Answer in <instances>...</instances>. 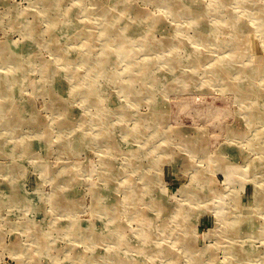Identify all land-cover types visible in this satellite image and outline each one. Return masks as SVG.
Listing matches in <instances>:
<instances>
[{
	"label": "rangeland",
	"instance_id": "1",
	"mask_svg": "<svg viewBox=\"0 0 264 264\" xmlns=\"http://www.w3.org/2000/svg\"><path fill=\"white\" fill-rule=\"evenodd\" d=\"M56 1V9H49L48 15L56 18L58 24L51 25L49 31V23L43 18V6L36 0H0V41L8 39L11 46L23 48L25 56L21 54L20 59L22 65H26L18 72V82L9 84L21 88L11 102L17 103L15 109L23 119L22 123L16 126L4 122L6 115L0 109V264H84L80 258L83 254L96 255L86 264H118L111 258L115 253L152 264L149 254L140 247L157 248L160 245L172 246L178 256L177 264H201V261L203 264H241L243 261L264 264V197L261 206L254 204L257 189L264 195V125L262 122L249 124L253 122L251 113L264 102V90H248V97L242 98L234 88L242 85L259 89L264 78L248 76L253 60L249 59L250 41L245 33L242 36L236 30L228 34L226 30L231 27L226 22L228 17L230 21L241 17L250 23L256 35V59H261L264 30L258 28L262 13L257 8L264 6V0H225L224 3L221 0H197L206 9L208 26L215 27L208 33L212 38L207 43L200 42L191 17L183 7L175 10V5L155 3L154 0H124L152 18L158 14L162 16L163 21L149 38L157 44L162 40L172 42L173 48L144 47L138 37L135 39V33L143 30L145 25H133L126 35L138 47L137 55L132 60L119 57L109 66L111 73L118 76L112 81L102 75L92 77L104 107L88 103L79 91L69 99L62 96L68 107L74 110L75 121L84 122L86 139L77 143L73 134L77 126H70L65 131L64 137L70 140L65 149L60 146L62 129L57 118L61 110L51 108L49 90L58 96L64 91L65 96L68 95L65 90L74 82L58 68L51 78L45 80L41 77L39 66L46 61L59 68L62 66L47 41L52 31L65 27L63 34L67 36L62 38L63 47L77 63V58L82 55H101L106 36L101 33V18L91 14L87 24L95 40L90 47L85 44L84 20L87 11H92L91 0ZM178 1L189 7L193 0ZM110 2L103 0L105 5L116 9ZM72 4H77V9ZM19 10L23 11L21 17ZM34 12L41 13V19L36 18ZM134 15L130 14L131 17ZM22 21L34 23L39 33L28 38L21 27L24 26ZM231 36L233 39L229 38ZM236 40H241L240 46ZM238 47L247 53H238ZM185 50L198 52L204 64H199V69L188 62V66H184L181 55L186 53ZM167 51H173V54L164 56ZM174 56L182 61L179 70L194 75V78L187 82L178 80L174 87H170L168 77L175 75L176 71L170 68L167 60ZM142 59L153 61L154 72H162L160 82L148 83L144 87V90L150 89V96L147 92H139L144 84L139 80L129 83V89H122L131 78L128 65L137 66ZM220 61L231 64L229 78L216 76L215 71H205V66ZM7 64L0 61L2 66L7 67ZM2 66L0 72L18 70ZM84 69L81 67L78 71L83 73ZM132 71L135 75L136 70ZM60 80L65 82L63 88ZM138 94L141 99L134 100ZM154 109L164 116L157 126L166 134L158 130L153 134L155 126L148 122L147 116ZM103 111L107 114L103 115ZM106 126L108 138L102 136ZM176 130L182 134H175ZM108 139L116 144V153L108 147L111 144ZM163 141H167L166 144ZM16 142H19L17 149H10ZM34 144L37 146L33 155H25V149ZM219 158L226 163V168L236 166L239 171L230 174L223 168L225 166L217 164ZM109 159L113 174L110 172V177L104 179L103 160ZM66 169V174H71L67 182H55L53 179L63 175ZM141 173H144L146 186H140L139 190L147 191V199L161 196L162 202L168 205L163 211L152 206L142 207L148 218L166 224V228L148 225L150 236L144 241L135 216L120 210L117 214L108 213L99 207L111 200L125 205L123 201L127 197L131 205L134 196L128 193L135 192L136 185H140ZM7 179L20 186L24 203L17 200L2 204L10 191L1 186ZM126 186L129 192L125 190ZM185 186L189 189L187 192L183 190ZM95 187L98 196L94 198L92 190ZM196 191H203L200 200ZM60 193L69 197L65 203L52 200L53 195ZM177 209L182 212V230L175 237L173 229L178 231L180 228L174 224ZM27 219H31L32 225L45 239H36L29 233L25 227ZM110 219L112 224L108 223ZM71 221L92 225L102 233L109 229L118 230L121 225L122 241H118L115 235L105 236V240L89 249L93 242L87 235L84 241L67 236L65 225L68 227ZM244 223L246 229L242 233ZM182 234L189 236L191 244H180ZM17 246L20 252L13 250ZM234 247L241 248L243 253L234 252ZM105 253L102 257L101 254ZM169 258L174 259V256H160L154 264H169Z\"/></svg>",
	"mask_w": 264,
	"mask_h": 264
},
{
	"label": "bare ground",
	"instance_id": "2",
	"mask_svg": "<svg viewBox=\"0 0 264 264\" xmlns=\"http://www.w3.org/2000/svg\"><path fill=\"white\" fill-rule=\"evenodd\" d=\"M153 1V0H151ZM223 3L225 2V0H221ZM37 3H40L43 6L44 9V15L43 18L46 19V21L49 23V31H51V25H56L58 24V20L56 18H54L53 16H49L48 12L49 9H56L57 7V1L56 0H36ZM153 2L155 3H160V4H169L174 6V9H181V7H183V9H185V11L190 15V20L193 22V26L196 30V36L198 37V39L200 40V42L203 43H207L210 41V39L212 38L210 33L211 30H215L214 26H208V23L205 18L206 16V9L203 8L201 5H199V3L197 2V0H193L189 5V7H186V4H182L181 2H179L178 0H154ZM171 3V4H170ZM111 5H114V7H116V9H112L111 7L105 5L103 3V0H91V8L92 11L88 10L87 11V17H85V29L84 33L87 35L86 40H85V44L86 46L90 47L91 43L95 40L92 35L90 34L91 29L89 28L88 24H89V18L90 15L92 14L93 17L95 18H101V22H100V26L101 28V33L103 35L106 36V44L103 45V52L101 53V55L92 57V55L86 54V55H82L80 57L77 58V60H79L77 63H75V57L71 56V54H69V52L66 50V48L63 47V41L62 38L65 34H63V31L65 30V27H62L61 30H58V28H56V30L51 32V36L50 39L47 41V44L49 46H52L54 48V54L57 55V61L60 62V65H62L60 68L56 67L54 64H51L50 62L41 64L39 66V71H41V77L43 79L46 80V78H51V76L54 73V70H56V68L61 69L62 73L64 76L68 75L70 76V78H72L74 85L72 87H69L68 90H65V93H67L68 95L64 96V91H62L61 93H59L60 95H55L53 94V92L51 90H49V94H50V106L53 109H60L61 112H59L57 118H59V124H61V131H60V137H62V141H61V148L65 149L66 146L68 145V143L70 142V140L68 138H65V134H66V130H68V128H70V126H77V130L76 132H74V136L76 137V141L77 143H79V141H84L86 140L84 137V131H83V127H84V122H77L75 121V118L73 117L74 115V110L70 107H68L67 105V101L64 100V98L66 97V99H69L71 95L75 94L76 92L79 91V94L84 95V100H86L88 103L92 102L96 105H101L102 104V99H100L99 96V90H95L94 87V81L92 79V77L95 75H99V76H104L106 79L109 78L111 81L113 79H116L118 76H116L115 73H111L112 69L109 68V66L111 64H113L116 60H118L119 57L122 58H127L128 60H132L134 58V55L137 53L138 47H136L134 44L131 43V40L128 39L126 33H128L129 31L132 30L133 25H137L141 26V25H145V28L143 30H137L135 33V39L137 38V40L140 39V41L142 43H144V47L146 48H152V47H166L169 50H172L171 48H173V43L166 41V40H162L161 42H158V44L151 40H150V35L152 34L153 30L159 25V22L163 21V17L160 16L158 14V16L155 17H150L147 15V13L145 11H141L138 9H134L131 6L130 2H124V0H111L110 2ZM158 4V5H160ZM181 5V6H180ZM77 4H72V7L76 8ZM39 8V7H38ZM81 8H82V4H81ZM258 11H261L262 15H259L260 20V24L258 26V28L262 31V29L264 30V6L262 7H258L257 8ZM20 11V10H19ZM21 13H23V11H20V16L21 17ZM32 13V12H31ZM71 13V12H70ZM135 14L134 17H131L130 14ZM35 17L36 18H40L41 19V13L38 12H34ZM89 14V15H88ZM69 15V14H68ZM150 15V14H149ZM230 16V15H229ZM81 17V16H80ZM160 17V18H158ZM237 17V16H236ZM88 18V19H87ZM21 20H18V22H20ZM88 21V24H87ZM227 24L230 25L231 27L228 26V28L226 30H228V34L235 32L236 30L239 31L240 33L243 34L245 33V37L246 39H248L250 42V46H249V59H251L252 63H251V67L252 70L251 72L248 74V76L250 77H254V76H260L262 78H264V48L260 49V53H261V59H256L258 57H256V49H258V47L256 46V40H254L255 35V30L254 28L251 26L250 23H246L243 19H241V17H237V20H233L230 21L229 17L227 19ZM21 23L24 24V26H21L24 28V30L27 32V36L28 38L31 36L34 38V35H37L39 33L36 25L33 23H24V21H22ZM38 23V22H37ZM62 24V23H61ZM264 33V32H263ZM62 35V36H61ZM234 35V34H233ZM67 36V34L65 35ZM64 36V37H65ZM91 37V38H90ZM144 38V39H143ZM230 39H233V36L229 37ZM242 39V37H240ZM26 42L30 43L29 40H25ZM239 44V46L241 45V40H236ZM175 42V41H174ZM13 43V42H12ZM87 47V48H88ZM23 49V48H22ZM22 49L21 47L17 48L14 46L10 45V41L8 39H5L4 41H0V61L2 63H8L7 67H12V68H18V70L15 71H9V72H0V109H2V112L6 115L5 117V121L7 123H11L14 125H18L21 124L23 119L18 115V113L16 112V105L17 103L14 101V103H12L11 98L20 91L21 88H19V86H15V87H11L9 84L11 83H16L18 82V77H19V73L20 70L22 71V68H25L26 65H22L21 63V57L25 56L22 54ZM186 53L184 52V54H182V60L184 62V66H188V64L192 65V66H196V69H199L198 65L204 64V60L202 58V55H200L198 52L196 51H190V50H185ZM189 51V52H188ZM188 52V53H187ZM238 53H247L246 50H243V48L238 47L237 50ZM167 53H171L173 54V51H167L164 56ZM21 54L23 56H21ZM137 55V54H136ZM20 56V57H19ZM180 56V57H181ZM260 57V56H259ZM131 62V61H129ZM188 62V64L186 65V63ZM155 63V62H154ZM169 63L170 68L173 69V71H176L175 75H170L168 77L169 80V86L170 87H174L175 84H177V81H190L193 80L194 75H189V74H185L184 72H182L181 70H179V68L182 65V61L177 59L175 56L169 60H167V64ZM29 65V63H28ZM78 65V67H77ZM153 61H151L150 59H142L139 61L137 66H130L128 65L127 67V71L130 73L131 78H128V82H126V84L122 85V89H129L131 87V84L134 82L135 80L141 83H144L142 86H140L141 88H139V92H147V96L151 95V91L150 89H145L144 87L147 86L148 83H150L149 85L152 84H156V82H160L161 80H159V76L160 74H162V72L160 71H156L154 72L152 70L153 66ZM2 66V65H0ZM64 66V69H63ZM212 66V67H211ZM4 68H7L5 66H2ZM81 67H85L83 73H80L78 71V69H80ZM190 67V66H189ZM1 68V67H0ZM21 68V69H20ZM132 70H136V74L134 75L133 73H135ZM192 70H195L194 68ZM230 70H231V64L227 63L225 61H220L216 64H209L207 66H205V71L208 72H212L215 71L216 76L222 77V78H229L230 77ZM8 71V70H7ZM147 72L145 75L144 73ZM68 80V77L65 78ZM109 80V81H110ZM70 81V80H69ZM76 81V82H75ZM60 87L63 88L64 87V83L60 80ZM146 83V85H145ZM185 83V82H184ZM188 84V83H187ZM234 88L236 89V92L242 96V98H247L248 97V90L250 91H254V92H261L262 89L264 90V82L262 84H259V89H255L252 90L250 88H247L245 86L242 85H235ZM171 90V89H168ZM129 93V92H127ZM264 95V92H263ZM64 98H63V97ZM138 98L133 97L134 100L136 99L137 101L139 99H141L139 94H138ZM63 98V99H62ZM16 99V98H15ZM16 103V105H15ZM105 103L102 104V108L104 107ZM264 102L260 104L259 107H256L255 110L251 113L252 115L250 116L253 119V122H249V124H254V122H262V124L264 125ZM16 108V109H15ZM70 108V109H69ZM121 111H123L122 109H120ZM119 110V111H120ZM107 114V112L103 111V115ZM127 114V113H126ZM106 116V115H105ZM148 119H149V123L151 125L155 126V129L153 131V134L156 133V130L166 134V131H162L161 128H159L157 126L158 123H160L162 121V118L164 117L162 113H159L158 111H156V109L152 110L149 114H148ZM102 118L100 117L99 120H101ZM66 124H70L69 126H67ZM140 128V127H139ZM144 128V127H143ZM108 132L109 129L107 128V126L105 127L104 131H103V135L104 137L108 136ZM176 132V133H175ZM174 133L177 134L180 133L182 134L181 131H175ZM152 133V132H151ZM185 133V132H183ZM152 135V134H151ZM47 136L49 137L48 133ZM80 136V138L78 137ZM153 136V135H152ZM82 137V138H81ZM51 138V137H50ZM108 138V137H107ZM111 140V139H108ZM49 141V139H48ZM167 141H163V144H166ZM111 144L108 146L110 149H112L113 153H116L117 149H116V144L114 143L113 140H111L110 142ZM19 142H16L13 146H11L10 149H17ZM171 142H169L168 148L170 147ZM88 145V144H86ZM115 145V146H114ZM37 146L36 144H34V146L32 147H28L25 149L24 154L25 155H33L34 153V147ZM166 151H170V150H166ZM103 163L105 165L104 171H103V178L104 179H108L111 175V173L113 172L112 169V164L110 159L109 160H103ZM217 164L221 165L223 168H225L226 170L228 169L230 171V174L233 172H238V167L236 166H232V168H226V163L224 161H222L219 158V161L217 162ZM134 166H136L134 164ZM114 167V166H113ZM13 169L16 168V165L12 167ZM112 170V172H111ZM227 170V171H228ZM66 170H64L63 175L61 176H57L55 177L53 180L55 182H67L68 178L71 176V174L67 173L66 174ZM76 171V170H75ZM228 171V172H229ZM111 172V173H110ZM49 174V172H48ZM113 174V173H112ZM143 176H141L142 181H140V185H136V188L134 190H136L135 192L130 191V193H128V195H133L134 196V201L133 203L130 205L129 201V197H127L123 202L125 203V205L121 204V202L118 201H112L111 202H106V204L104 205H99L100 209L102 211H107L108 213H113V214H117V211L120 210V212L125 211L126 213H131L132 216H135L138 219V225L140 227V233H141V239L146 240L147 238H149V234L150 231L148 230V225H157L160 226L162 225L164 227L165 222L161 221L160 223H156L155 220H153L150 215L148 218L147 216V212L145 209H143V206H152L156 209H160L161 211H163L164 209H167L168 205H165L162 202V197L158 196L155 197V199H147V196L145 197V195L147 194V191H140L139 188L140 186H146V182L143 180L144 178V173ZM50 175V174H49ZM11 182V180H10ZM8 181V179L6 180V182L1 183V186L9 188V195L5 197V199L2 201V204H7V203H13L14 201L19 200L20 202L24 203V198L21 195L20 192V186L18 184H14V183H10ZM260 183V182H259ZM127 185V184H124ZM138 186V188H137ZM59 190V189H58ZM125 190L127 192L128 191V187H125ZM184 192H187L189 189H187V187L185 186L183 188ZM92 192H94V198L97 197V187H95L94 190H92ZM203 192V191H202ZM202 192H197L196 191V195H198V200L201 199V193ZM258 195L255 198V205L256 206H261L262 201H263V192L260 191L259 189H257V194ZM53 201L57 200L61 203H65V201H67L69 197H66L65 195H62V193H60L59 195H53ZM132 199V198H131ZM94 200V199H93ZM98 204H100V199L97 200ZM133 206V207H132ZM122 207V208H120ZM174 219V217H173ZM180 219H182V212L177 209L176 212V218L174 219V224L176 226V228L180 227L178 229V231L175 229L173 232V235L176 237V235L178 233L181 232L182 230V226L180 224ZM155 222V223H154ZM25 227L26 229L29 231L30 234L33 235V237H35L36 239H45L44 235L42 233H39L37 228L35 226L32 225L31 223V219H27V221L25 222ZM109 224H112V219H110V221L108 222ZM234 224V223H233ZM233 224H231V226H233ZM95 225V224H94ZM250 225V224H248ZM230 227V225H229ZM118 230H108L105 233L100 232L99 230H97L95 227H92V225H88L87 224H83L81 222H73L71 221V223L68 225V227H66L65 225V229H66V234L67 236H69L70 238H78L79 240L81 239V241H84V237L87 235V237L89 239L92 240L93 244L91 246H89V249L93 248L94 245H97L99 242L105 240V236H110V235H115L118 238V241H122L121 236H122V228L121 225H118ZM166 228V227H164ZM240 228V227H239ZM244 229H242V233L245 231L246 229V225L244 223ZM150 229V228H149ZM172 231V230H171ZM146 234H145V233ZM149 233V234H148ZM183 237V241L180 242V244L182 245H186L188 243H190L188 241L189 236H186L184 234H182ZM160 236V235H159ZM50 240V239H49ZM139 244V243H138ZM191 244V243H190ZM16 246V245H15ZM128 248H132L130 245H128ZM141 250L143 251V249L145 250V252H147L149 254V257L151 258V261L153 262L152 264H154V260L156 258H160V256L163 255H172L174 256L173 258H169L168 262L169 264H177L175 261L176 259H178L177 253L174 251V249L172 248V246H167V245H160L157 248H148L145 246H141L140 247ZM14 251L16 252H20V247L17 246L16 248H13ZM232 250L234 252H237L239 254L243 253V250L241 248H237L234 247L232 248ZM246 251V250H245ZM144 252V251H143ZM100 254V253H99ZM105 254H101V256H105ZM96 255L94 254H86V255H81L80 258L82 259V263L86 264L87 262L92 261L95 258ZM33 257V256H32ZM36 257V256H35ZM107 258H109L107 256ZM111 258L113 260H115L116 262H118V264H143L140 263L139 261H136L132 258L129 257H122L121 255H119L118 253H115L111 256ZM34 260V259H33ZM90 260V261H88ZM74 261H78L75 260ZM79 262V261H78ZM33 264H36L35 262ZM201 264H203V262L201 261ZM241 264H247V262L243 261Z\"/></svg>",
	"mask_w": 264,
	"mask_h": 264
}]
</instances>
